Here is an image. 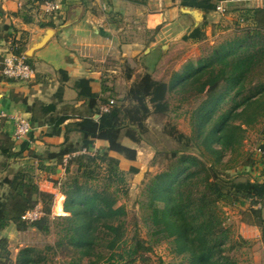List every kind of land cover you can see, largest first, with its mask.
Here are the masks:
<instances>
[{
  "label": "trees",
  "instance_id": "obj_1",
  "mask_svg": "<svg viewBox=\"0 0 264 264\" xmlns=\"http://www.w3.org/2000/svg\"><path fill=\"white\" fill-rule=\"evenodd\" d=\"M41 2L29 0L33 7L21 13L25 23L33 22L27 13ZM180 6L205 12L215 9L212 0H180ZM244 14L247 15L241 16L240 21L250 22L234 33L233 39L219 44L206 57L187 61L175 76L173 88L194 90L198 96L204 93L205 99L190 114L189 137L173 127L164 131L181 147L171 151L170 159H175V164L156 174L146 190L145 206L153 234L171 240L176 253L183 255L184 264H239L225 254L228 234L222 228L220 201L247 202L249 212L257 215L250 225L264 230V211L257 208L264 204V161L256 180H235V177L227 183L217 172L227 153L240 154L247 129L260 124L264 136V7ZM40 26L53 28L52 22ZM0 30L12 28L3 26ZM199 31L194 30L185 39H199ZM4 38L11 52L17 55L25 52L22 38L16 40L10 34ZM77 85L88 98L89 114L66 128L80 134V146L66 144L59 152L48 155V159L63 165L65 156L78 153L65 166V179L53 182L64 197L63 213L52 216L55 197L38 189L33 167L28 162L11 178L0 181V232L9 225H14L18 232L34 229L44 235L55 229L57 246L65 244L76 250L80 263L85 260L86 264H100L106 258L107 264H134L137 243L133 240L127 245L122 221L125 211L117 205L118 187L124 185L126 174L109 153L128 161L136 159V150L123 145L121 138L138 142L146 134L150 116L146 100L151 95L153 80L149 74L139 76L129 89V103L114 102L107 112L97 107V97L88 91V81L81 80ZM94 115L98 118L94 119ZM67 119H48L52 130L47 135L59 134ZM94 140L107 142V148L80 154L83 149L88 152ZM20 147L21 151L27 150L28 142H22ZM20 154L13 152V142L7 136L0 139V157L6 162ZM244 160L241 174L245 172L243 168L255 164L251 155ZM6 162L0 163V171L7 168ZM71 166L75 167L72 175ZM129 171L137 172L134 168ZM100 180L103 187L92 185ZM112 187L115 188L111 190ZM37 206L41 207L42 217L32 223L24 222L23 214ZM3 243L1 240L0 251L8 254ZM43 260L38 252L26 248L19 253L17 264H39Z\"/></svg>",
  "mask_w": 264,
  "mask_h": 264
},
{
  "label": "crops",
  "instance_id": "obj_2",
  "mask_svg": "<svg viewBox=\"0 0 264 264\" xmlns=\"http://www.w3.org/2000/svg\"><path fill=\"white\" fill-rule=\"evenodd\" d=\"M59 1L61 9L56 16L43 17L33 8L27 13L33 22L25 23L21 13L23 9L33 7L29 0H0V28H12L0 30V63L3 55L11 50L4 38L7 34L16 40L22 38L26 43L23 53L26 56L27 50L44 37L48 29L52 30L47 43L30 57L26 56L35 71L33 80L18 82L0 77V139L7 136L13 142V152H21L19 157L7 162L0 157V163L7 164V168L0 171V181L4 177L11 178L30 162L38 189L53 194L56 201L60 200L62 214L64 197L53 182L65 179V166L48 159V155L59 152L66 144L80 146V134L66 128L89 114L88 98L78 87V82L88 81V91L97 97L100 110L110 101L129 103V89L143 74H149L153 80L151 95L156 92L162 95L166 92L167 81L162 77L176 67L175 52H182L189 46L196 49L205 40L211 41L214 35L218 37L217 32L242 22L240 18L247 15L244 14L247 10L262 9L264 0H212L215 7L225 3L224 15L215 9L205 12L182 7L180 0ZM195 12L199 14H193ZM43 22H52L53 28L41 27ZM194 30H200L199 39H185ZM152 57L157 61L150 69L148 60ZM17 117L32 122L31 137L24 140L28 142V149L23 151L20 146L24 141L13 140ZM51 117L68 118L60 126L59 134L47 135L52 130L47 123ZM93 118L97 119L98 115ZM262 139L264 141V136ZM125 142L126 139L121 138V143L127 146ZM105 148L107 142L94 140L88 153ZM109 155L116 158L119 165L128 163L133 167L134 161L114 152ZM260 167L261 163L255 167L258 179ZM10 231L19 233L14 225H9L0 232V237ZM263 232L251 225L244 230L243 237L253 239Z\"/></svg>",
  "mask_w": 264,
  "mask_h": 264
},
{
  "label": "rangeland",
  "instance_id": "obj_3",
  "mask_svg": "<svg viewBox=\"0 0 264 264\" xmlns=\"http://www.w3.org/2000/svg\"><path fill=\"white\" fill-rule=\"evenodd\" d=\"M158 4L161 5V2ZM239 26L235 25L228 30L217 32L218 37L214 35L211 41L205 40L206 42L198 45L196 49L189 46L182 52H175L173 56L176 57L174 59L176 67L173 71L166 72L165 78L162 77L163 80H167L165 83L166 92L162 95L156 92L146 100L150 112L146 121V134L138 142L124 137L125 144L129 148H135L137 154L131 164L133 167H129L128 163L119 165V169L126 174V181L124 185L118 187L120 191L118 192L117 205L123 207L125 211L122 221L126 231L127 245L133 240L137 243L138 252L134 264H184L183 255L176 253V247L171 243V240H162L153 234L148 217L149 211L145 206L147 202L146 190L156 174L175 164V159H170L171 151L181 147L164 131L167 132L173 127L179 133L189 137L192 131L190 114L205 99L204 93L198 96L194 90L173 88L172 83L175 76L187 61L206 57L219 44L233 39L234 33L241 30L242 26ZM148 61L150 62L149 68L152 69L157 59L152 57ZM195 94L196 96H194ZM261 131L260 124L247 129L240 154L227 153L222 158L221 166L217 168L221 180L227 182L235 177V180L258 179L257 169L254 165L251 168L247 166L243 168L244 174L240 173L242 171L240 166L245 163L244 159L250 155L251 159L253 158L254 148L263 140ZM130 168L136 169L137 172H130ZM74 171L75 167L71 166V175L74 174ZM103 184L104 182L100 180L92 185L103 187ZM114 188L112 187L111 190ZM59 203L60 200L54 199L53 217L61 214ZM218 208L221 214L222 228L227 230L228 234V239L225 242L226 256L239 264H262L264 234L261 233L253 239L243 237L244 230L251 226L249 222L254 221L257 217L256 214L249 212L248 203L227 204L220 201ZM259 230L261 229L259 228ZM55 232V229H52L51 234L48 235L40 234L34 229L19 233L6 232L7 235L0 237V241H4L3 244L8 254L0 251V264H17L19 253L26 248L35 250L44 258L39 264H86L85 260L81 263L78 261L80 255L76 253V250L65 244L62 247L57 246L59 239ZM104 259L100 264H107V259Z\"/></svg>",
  "mask_w": 264,
  "mask_h": 264
},
{
  "label": "built area",
  "instance_id": "obj_4",
  "mask_svg": "<svg viewBox=\"0 0 264 264\" xmlns=\"http://www.w3.org/2000/svg\"><path fill=\"white\" fill-rule=\"evenodd\" d=\"M238 1V0H237ZM240 1H250V0H240ZM252 1V0H251ZM37 11L43 17L56 16L61 9V2L59 0H42L40 4L36 6ZM225 3L221 2L215 7V12L218 14H225ZM35 76L34 68L31 64L27 62V58L24 54L17 55L9 51L5 53L1 59L0 63V77L5 79H11L18 82H29L33 80ZM114 104L110 101L108 105L101 108L102 112H107L109 108ZM32 128L30 123L23 117H17L14 121V131L13 140L14 141H24L27 139L28 135L31 133ZM88 152L83 149L80 154H87ZM253 161L256 165L264 161V141L257 145L253 150ZM78 153L67 155L63 159V166H66L69 160ZM257 208L264 210V204L258 205ZM42 210L40 206H37L33 210L25 212L22 216V220L26 223H32L42 217Z\"/></svg>",
  "mask_w": 264,
  "mask_h": 264
},
{
  "label": "water",
  "instance_id": "obj_5",
  "mask_svg": "<svg viewBox=\"0 0 264 264\" xmlns=\"http://www.w3.org/2000/svg\"><path fill=\"white\" fill-rule=\"evenodd\" d=\"M188 13H191L188 11ZM193 14H199L197 12L193 13ZM52 34V30L48 29L46 31V34L44 35V37H42L37 43L33 44L26 52V56L30 57L35 51L39 50L40 48H42L47 41L49 40L50 36Z\"/></svg>",
  "mask_w": 264,
  "mask_h": 264
}]
</instances>
